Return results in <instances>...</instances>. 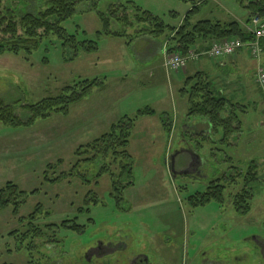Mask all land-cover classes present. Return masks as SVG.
Masks as SVG:
<instances>
[{"label":"rangeland","instance_id":"obj_1","mask_svg":"<svg viewBox=\"0 0 264 264\" xmlns=\"http://www.w3.org/2000/svg\"><path fill=\"white\" fill-rule=\"evenodd\" d=\"M43 2L5 0L3 5L17 10L16 15L20 16L25 12L37 13ZM194 3L199 4L192 17L194 23L205 18L215 20L220 15L241 17L247 13L235 0H84L63 26L79 41H97L98 52L80 51L76 59H70L73 50L67 48L64 52L62 42L54 38L29 59L11 53L0 55V98L7 103L20 100L33 104L81 79L98 78L107 83L105 91L95 88L81 102L73 104L67 116L56 114L37 120L31 127H0V187L11 181L27 192L37 190L26 196L17 213L13 205L0 207V264H51L52 254L74 255L84 248V239L94 236H121L128 244L127 253L135 250L136 254H148L151 264H214L221 256L227 264H264V160L260 161L261 156L264 158L263 140L262 144L248 145V162L239 156L233 162L222 153L210 155L207 178L203 180L195 178L201 177L192 166L179 170L177 153L181 138H177V118L183 121L187 116L181 95L184 83L172 84L163 68L153 69L161 65L162 52L157 43L151 44L144 36L154 38L150 33L154 24L140 23L135 16L150 13L166 25L177 27ZM119 4L129 7L130 22L110 15L111 7L116 9ZM100 13L109 16L111 31L120 32V36L103 34L98 38L97 32L103 29ZM117 14L122 17L123 11ZM169 31L172 30L167 28L162 37H155L162 51ZM154 70L155 75L149 79ZM261 90L263 94L262 87ZM146 107L160 111L157 113L161 120V114L168 113L173 119L171 130L145 123L144 119L140 121L142 116L137 118L130 146L135 184L127 188L120 203L113 194L109 173L93 178L99 164H82L76 171L80 175L65 176L60 182L45 181L49 163L61 160L56 174L70 171L80 145L99 137L123 116L136 117L137 110ZM164 110L167 111L161 112ZM16 112L24 116L22 108L18 107ZM90 114L94 119L87 122ZM251 131L246 130V139L251 137ZM194 141L197 140L189 139L191 145ZM217 148L225 150L229 145L219 143ZM168 150L171 154H167ZM240 152H247L246 146ZM254 157L257 161H251ZM172 161L175 172L169 166ZM190 162L201 164L195 156L190 157ZM251 167L254 179L249 178ZM81 173L91 181L83 179ZM215 179H221L217 183L225 185L222 201L212 199L203 205L189 201L190 196L205 193ZM242 184L253 193L247 213L239 212L234 204L235 192ZM233 185L236 187L231 189L229 186ZM87 197L90 201H86ZM39 204L43 208L39 226L54 222L60 227L55 233L45 229L47 236L34 238L28 248L31 239L23 240L28 228L25 220ZM64 220H71L68 225L76 223L80 228L62 225ZM49 235L58 242L50 241ZM236 255L241 256V262H236ZM123 261L121 258L120 264Z\"/></svg>","mask_w":264,"mask_h":264},{"label":"trees","instance_id":"obj_2","mask_svg":"<svg viewBox=\"0 0 264 264\" xmlns=\"http://www.w3.org/2000/svg\"><path fill=\"white\" fill-rule=\"evenodd\" d=\"M4 1L0 0V55L11 53L17 56L22 55L29 59L46 41H52L54 38L62 42L64 52L67 48L73 50V55L70 59H76L80 51L93 53L99 50L97 41H79L76 35L70 34L63 26L65 21L74 16L78 4L84 0H39L44 2L43 7L37 13L25 12L20 16L16 15L17 10L12 7H4ZM235 1L248 11L247 24L251 23L256 16L264 19V0ZM198 6V3H194L193 8L187 12L183 22L178 27L166 25L163 21H160L159 17H155L150 13L146 14L144 12L145 17L143 14L135 16L138 17L140 23L149 24L148 22H150L154 24L152 31H150L154 38L162 37L167 28L172 30L165 35L166 46L169 52L179 53L182 56H188L190 50L197 51V47H199L201 42H210L206 46L205 51H207L212 42L216 40L237 37L244 42H249L255 38L253 33L247 30L243 22L235 19L231 21L201 19L195 23L192 22V17L198 11ZM111 8L110 15L116 16L120 21H127L126 19H128L130 22L127 16L129 9L127 5L119 4L116 9L114 6ZM119 10L123 11L122 17L117 16ZM100 15L103 29L97 32L98 38L103 34L120 36V32L111 31L109 16L103 13H100ZM95 88H104V80L98 78L81 79L72 85L65 86L60 93L47 96L33 104H26L20 100L14 103H7L0 98V127H31L37 120H45L56 114L67 116L70 113L71 106L81 102ZM217 91L219 90L215 84L203 72H197L185 78L184 86L181 89V93L187 98L188 118L207 119L211 125L212 133L214 135L220 134L219 143L223 144L227 143L229 138L238 132L241 123L235 113V106L226 97L220 96ZM18 107L23 109V117L16 112ZM226 112L229 113L227 117L224 116ZM155 113L153 108L146 107L138 109L134 118L128 115L123 116L112 123L109 129L99 137L77 148L75 151L76 161L70 171H62L56 174L54 171L62 164L61 160L49 163L44 172L45 181L60 182L65 176L80 175L76 171L82 164H99L98 173L93 178L99 179L104 173H109L113 194L117 195V201L120 203L123 200V194L126 189L135 184V180H132L135 169L129 147L137 118L144 115H154ZM161 118L166 127L165 129L170 131L171 118L169 114L162 113ZM201 143L200 141L198 142V147L202 146ZM252 168H250L251 176L247 177L254 179L255 171H252ZM51 171L52 173H50ZM81 176L83 179L91 181L87 178V174L81 173ZM220 180L217 179L210 182L205 193L190 196L189 201L196 205H203L212 199L222 201L225 185L217 183ZM35 192L37 190L30 192L22 190L16 183L9 181L0 187V207L13 205L14 212L17 213L19 207L25 202L26 196ZM89 198L87 197L86 201H90ZM252 199V190L247 185H244L242 191L234 196L235 208L242 213L249 212ZM42 209V205L39 204L29 215L28 219L25 220L28 228L23 240L31 239L28 248L34 238L36 240L42 239V234L46 235L45 229L55 233V229H58V226L60 227L58 223L50 222L41 228L39 226L40 223L37 222L41 218ZM70 222L72 221L64 220L61 224L68 225ZM68 226L74 229L80 228V225L78 226L76 223ZM48 237L50 241L58 242L55 236L49 235Z\"/></svg>","mask_w":264,"mask_h":264},{"label":"crops","instance_id":"obj_3","mask_svg":"<svg viewBox=\"0 0 264 264\" xmlns=\"http://www.w3.org/2000/svg\"><path fill=\"white\" fill-rule=\"evenodd\" d=\"M245 11L247 13H245V15L241 17L237 15H235L234 17L233 14L230 15L229 17L220 15L218 19L215 20L231 21L235 19L240 22H244L243 24L246 25L247 19L249 17V13L246 9ZM205 19H209V18H205ZM144 37L151 44L157 43L159 50L162 52V47L160 48V43L156 41L155 38H153L151 35H146ZM209 43H210L209 41L201 42L199 47H197L198 59L188 61L187 66L181 69L180 71L167 70L164 67L163 53H162L161 65L159 64L158 66L153 67V69L156 68L161 70L163 68L165 70L167 80L172 84L176 83L178 86L183 85V83L185 82V78L192 76L197 72H203L204 74H206V76L210 78V80H213L215 86L219 90L217 91L218 94L220 96L226 97L229 100V102L235 106L234 107L235 113L237 114V117L240 120L241 124L238 132L235 133L233 136H231L233 139H229V141L226 143L229 145V148L225 150L217 148V145L219 144V138H215V135L212 133L211 125L207 119L204 118L191 119L188 118V116H186V119H184L183 121H179V118H177L179 122L177 123V125L178 128L180 129L177 138H181L179 141L180 149L177 153L178 154L177 167L179 168V170L182 171L187 170V166H188L187 164L190 162V157L195 156L203 164L201 166V172L197 173L201 178L195 177L201 180L207 178L206 171H207V166L209 167L210 164V155L214 156V155H220L222 153V156L226 155V160L233 162H235L236 158L239 156L240 160H244V162H248L250 160L248 145L257 142L262 144L261 142L262 140L264 144L263 94H262L261 86L257 81V64H254L253 62L254 59L250 55L248 48L245 45L239 48L234 55H228L223 58H217V59L210 58L205 51L206 46L207 44L209 45ZM260 44L263 48L261 63L264 66V38L260 40ZM156 71L157 70L153 71V75L150 76L149 79H151V77L155 75ZM171 71L174 73L173 75ZM217 78L219 81H223L224 84H220L219 81H216ZM106 89H107V83L106 81H104V88H98V90L105 91ZM183 98H184V114H185L188 113V103H187V98L184 96ZM154 110L156 112L154 115H144L142 116V118H140V121H142L141 119H144L145 123L158 125L160 127H163V129L166 128L164 126V123L159 117L160 114L157 113L158 110L156 109ZM166 111L167 110L161 112H166ZM92 119H94V117L90 114L88 116L87 122L92 121ZM172 121L173 119L171 118L170 119L171 124ZM182 124L185 125L182 126ZM174 127H175V120H174ZM174 127L172 125V128ZM182 128L184 130L183 134L181 133ZM250 129H252V131L249 133L251 137L246 139V135H247L246 130H250ZM191 138L197 140L196 142L194 141L192 145L189 143V139ZM201 140H203V142L201 143L203 148L198 147L199 146L198 142ZM243 146H246L247 152L241 153L240 150ZM129 151L131 153L130 147H129ZM167 154H171V150L170 151L168 150ZM242 157H244V159ZM254 159L251 161H257L258 158L254 157ZM263 160L264 158H262L261 156L260 161ZM253 166H255V163L253 164ZM234 183H236V181ZM238 184L239 182H237V185ZM229 187H231V189H234L236 185ZM243 187L244 185L242 184L241 189L236 191L235 195L241 192ZM126 248H129L128 245ZM131 252H135V251L132 250ZM138 255L140 257H138V259L136 260V264H151L148 263L149 260L148 254L141 253V254H137V256ZM239 255L235 256L236 262H241L240 260L241 256ZM203 260L206 262L208 258L206 257ZM214 264H227V262L225 261V258L221 256L218 258V261L215 262Z\"/></svg>","mask_w":264,"mask_h":264},{"label":"built area","instance_id":"obj_4","mask_svg":"<svg viewBox=\"0 0 264 264\" xmlns=\"http://www.w3.org/2000/svg\"><path fill=\"white\" fill-rule=\"evenodd\" d=\"M247 30L254 35V40L244 42L242 39L234 37L224 40L213 41L210 48L206 51L210 58H223L228 55H234L237 50L244 45L257 64V81L263 89V111H264V66L262 65L263 48L260 40L264 38V20L259 16L252 19L249 25L245 26ZM198 52L192 50L188 56H182L179 53H170L166 49L163 51V64L167 70L179 71L184 68L188 61L197 60Z\"/></svg>","mask_w":264,"mask_h":264},{"label":"flooded vegetation","instance_id":"obj_5","mask_svg":"<svg viewBox=\"0 0 264 264\" xmlns=\"http://www.w3.org/2000/svg\"><path fill=\"white\" fill-rule=\"evenodd\" d=\"M187 165V167L192 166L194 171L201 172L200 166L203 164L189 162ZM176 169V173H178V168L176 167ZM123 240L124 238L121 236L119 238L108 239L96 236L86 238L83 240L85 241L83 243L84 248L81 249V247L74 255H69L68 253L52 254L49 257V261L51 264H119L120 259L123 258V264L125 262L126 264H136V260L140 256H137L136 252L128 251L127 253L128 248L126 247L128 244H125ZM262 252L264 253V247L262 248Z\"/></svg>","mask_w":264,"mask_h":264},{"label":"water","instance_id":"obj_6","mask_svg":"<svg viewBox=\"0 0 264 264\" xmlns=\"http://www.w3.org/2000/svg\"><path fill=\"white\" fill-rule=\"evenodd\" d=\"M172 160H174V156L172 157ZM169 166H170V168H172V170H174V166H175V164H174L173 161L170 163ZM174 172H175V170H174Z\"/></svg>","mask_w":264,"mask_h":264}]
</instances>
